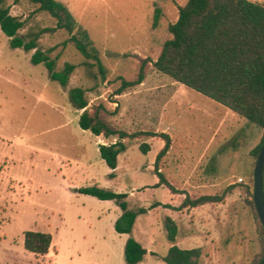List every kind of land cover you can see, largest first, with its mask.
Instances as JSON below:
<instances>
[{
    "label": "rangeland",
    "instance_id": "374dc122",
    "mask_svg": "<svg viewBox=\"0 0 264 264\" xmlns=\"http://www.w3.org/2000/svg\"><path fill=\"white\" fill-rule=\"evenodd\" d=\"M78 28L88 32L107 69V81L65 31L51 32L57 21L28 0H7L24 22L19 36L39 35L37 50L56 60V71L77 66L67 88L53 81L45 65H35L37 50L13 49L0 26V264H127L125 248L135 239L150 251L143 264H165L172 247L166 220L179 227L176 246L201 249L202 264H253L264 254L253 209L257 159L263 131L226 107L187 89L169 76L146 69L143 85L116 96L119 78L134 80L139 60L156 61L172 39L169 27L179 6L189 0H57ZM264 5V0H249ZM137 56V57H136ZM87 91L88 110L106 104L118 115L111 122L128 133L168 134L172 148L160 172L192 199L223 195L224 203L179 211L186 195L159 186L155 163L165 147L161 138L127 142L116 171L102 159L100 145L116 139L97 137L80 127L70 91ZM150 151L144 153L142 146ZM115 177H112V175ZM97 186L128 195L137 217L133 232L120 235L123 210L117 201L82 194ZM159 205V206H158ZM157 206V207H156ZM53 236L51 251L36 257L24 246L26 232Z\"/></svg>",
    "mask_w": 264,
    "mask_h": 264
},
{
    "label": "trees",
    "instance_id": "16d2710c",
    "mask_svg": "<svg viewBox=\"0 0 264 264\" xmlns=\"http://www.w3.org/2000/svg\"><path fill=\"white\" fill-rule=\"evenodd\" d=\"M28 1L38 11L49 14L57 21L56 28L48 31H65L69 35L65 45H75L86 59L85 65L97 68L98 77L103 82L107 81L108 72L99 51L88 32L78 28L68 7L57 0ZM6 2L7 0H0V26L11 40V47L27 52L37 50L40 36L36 35L28 41L20 37L19 33L25 24L11 14ZM178 10V21L169 27L172 39L164 44L158 59L153 61L136 56L140 62L137 77L132 81L119 78L122 85L115 95L122 96L143 85L147 66L152 63L157 72L226 107L261 129L262 141L252 152L258 159L264 146V5L249 0H189L185 6H179ZM32 62L35 65H45L51 79L63 88L68 87L77 69V66L67 63L63 72L59 73L56 71V60L39 50L33 56ZM70 99L77 111H84L80 115V127L84 131H90L106 140H117L116 143L99 146L100 155L111 170L118 169L119 157L127 151V142L159 137L165 141V147L155 163L156 175L160 180L159 186L165 185L174 195H186L179 211L220 204L226 200L232 187L223 195H204L192 199L187 192L179 191L166 179L167 175L160 172V166L172 148V139L168 134L128 133L120 129L111 122V118L117 116L118 112H112L106 104L88 110L87 91L83 88L72 89ZM142 151L148 153L150 146L144 144ZM81 193L101 201H117L120 204L124 213L115 227L120 235L131 234L137 217L147 213V210H140L138 213L130 211L126 194H116L97 186L83 189ZM253 196L254 192H250L247 203L256 215L258 234L264 246V227L258 218ZM166 233L172 247L163 259L165 264H202L201 249L183 250L176 246L179 227L172 219L166 220ZM52 245L53 236L49 233H25V249L36 257L48 256ZM148 254V250L135 239L128 240L125 248L127 264H141ZM263 259L264 254L253 264H261Z\"/></svg>",
    "mask_w": 264,
    "mask_h": 264
},
{
    "label": "water",
    "instance_id": "95a60500",
    "mask_svg": "<svg viewBox=\"0 0 264 264\" xmlns=\"http://www.w3.org/2000/svg\"><path fill=\"white\" fill-rule=\"evenodd\" d=\"M264 146L261 149L254 170V196L253 201L261 224L264 227ZM264 264V259L261 262Z\"/></svg>",
    "mask_w": 264,
    "mask_h": 264
},
{
    "label": "crops",
    "instance_id": "0c3cea01",
    "mask_svg": "<svg viewBox=\"0 0 264 264\" xmlns=\"http://www.w3.org/2000/svg\"><path fill=\"white\" fill-rule=\"evenodd\" d=\"M149 252V254H150V251H148ZM146 259V258H145ZM145 262V260L143 261V263ZM143 263H141V264H143Z\"/></svg>",
    "mask_w": 264,
    "mask_h": 264
}]
</instances>
